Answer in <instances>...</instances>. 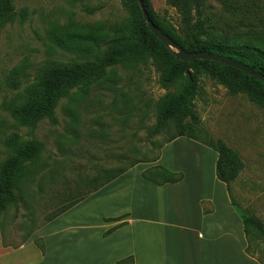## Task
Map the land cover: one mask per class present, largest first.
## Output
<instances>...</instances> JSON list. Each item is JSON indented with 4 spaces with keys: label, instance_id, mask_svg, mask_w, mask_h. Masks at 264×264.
Instances as JSON below:
<instances>
[{
    "label": "rangeland",
    "instance_id": "1",
    "mask_svg": "<svg viewBox=\"0 0 264 264\" xmlns=\"http://www.w3.org/2000/svg\"><path fill=\"white\" fill-rule=\"evenodd\" d=\"M11 1L13 11L0 18V167L10 156L8 139L15 134L42 142L43 159L47 162L28 192L30 205L21 202L0 214L5 244L20 246L29 231L36 232L46 215L56 208L57 197L75 187L80 179L94 176L100 167L128 166L138 161L146 166L153 164L160 156L161 146L175 133L171 128L153 134L157 107L178 90L179 83L164 86L161 68L152 59L118 65L111 81L94 85L87 97H78L74 126L69 124L72 116L67 111V99L57 105L54 119L42 120L34 130L29 124H19L15 104L28 96L40 66L49 59L72 60L68 53L52 49V26L98 21L121 25L128 10L122 0ZM150 2L163 21L184 34L188 26L176 8L167 0ZM87 6L102 9L88 14L84 11ZM204 12L213 22L228 21L219 0H205ZM195 20L194 10L191 23ZM197 76L192 109L197 116L198 142L216 147L224 144L237 155L239 170L230 181L232 202L239 213L264 225V108L247 93L233 94L205 71ZM185 153H180V157L191 160V154ZM124 155L127 160L121 158ZM52 169L55 174L50 172ZM41 174L45 178L39 184ZM252 231L250 250L264 263V237L253 226Z\"/></svg>",
    "mask_w": 264,
    "mask_h": 264
},
{
    "label": "trees",
    "instance_id": "2",
    "mask_svg": "<svg viewBox=\"0 0 264 264\" xmlns=\"http://www.w3.org/2000/svg\"><path fill=\"white\" fill-rule=\"evenodd\" d=\"M219 1L228 14L227 22H218L219 20L213 22L211 17H206L205 0H167L169 5L183 15L184 23L188 26L184 34H179L175 28L159 17L150 0H143L154 24L187 52L206 51L223 55L264 74V0ZM122 2L127 7L128 17L121 25L109 26L106 22L98 21L52 26L49 32L53 43L52 49L68 53L72 60L49 59L40 66L35 82L27 92L28 96L15 104L14 111L19 124H29L34 130L42 120L54 119L57 105L63 99H67L69 101L67 111L72 116L69 124L74 126L78 97H87L94 85L111 81L116 66L137 64L149 59L161 68V83L164 86L179 83L178 90L169 94L157 107V124L153 134L158 135L165 129H175V133L167 143L179 137L198 141L195 134L197 116L192 109L198 87V72H207L233 94L247 93L258 106L264 108L262 80L211 60L181 61L149 30L138 0H122ZM101 9L102 6H87L84 11L95 14ZM194 10L196 20L191 23ZM12 11L11 0H0V18L9 15ZM189 71L191 76L188 75ZM8 143L10 156L0 167V214L21 202L30 205L28 192L37 175L47 166V162L43 159L42 142L25 140L15 134L8 139ZM208 146L218 153L216 175L226 184L230 193V181L237 175L239 159L224 144H220L219 147ZM163 147L164 145L161 146ZM121 158L127 160L128 156L124 155ZM158 159L159 157L155 161ZM138 164L140 161L130 162L128 166L100 167L94 176L80 179L75 187L66 189L57 197L59 204L46 215V219L37 231ZM50 172L55 174L56 170L52 169ZM41 175L39 184L45 178V174ZM143 177L158 185H164L181 181L183 174L156 166L144 171ZM239 215L248 240L247 252L254 256L250 250L252 226L264 237V225L252 216L241 213ZM112 220L115 219H105V221ZM30 229L32 225L29 226ZM115 229L108 230L104 236L110 235ZM34 233L35 230L29 231L22 244L26 243ZM35 244L43 253L45 252L42 239L35 240ZM115 264H135V262L134 258L129 256Z\"/></svg>",
    "mask_w": 264,
    "mask_h": 264
},
{
    "label": "crops",
    "instance_id": "3",
    "mask_svg": "<svg viewBox=\"0 0 264 264\" xmlns=\"http://www.w3.org/2000/svg\"><path fill=\"white\" fill-rule=\"evenodd\" d=\"M217 161L214 149L179 137L152 165H136L19 247L6 245L0 232V264H115L129 256L135 264H262L247 252L244 224L216 175ZM156 166L183 179L164 185L145 179L143 172ZM36 239L44 241V253Z\"/></svg>",
    "mask_w": 264,
    "mask_h": 264
},
{
    "label": "water",
    "instance_id": "4",
    "mask_svg": "<svg viewBox=\"0 0 264 264\" xmlns=\"http://www.w3.org/2000/svg\"><path fill=\"white\" fill-rule=\"evenodd\" d=\"M141 12L143 14V17L145 21L147 22L149 30L160 40L163 42V44L171 50L175 56L184 62H193L195 60H211L214 62H218L221 64H225L229 67L238 69L244 73L249 74L250 76H253L255 78H258L264 82V74L261 72H257L253 70L250 66L247 64H244L242 62H238L233 58L226 57L223 55L210 53L206 51H200V52H187L184 50L181 46L176 44L172 39H170L158 26L154 24V22L151 20L147 9L144 5L143 0H138ZM188 75L191 76V72H188Z\"/></svg>",
    "mask_w": 264,
    "mask_h": 264
}]
</instances>
